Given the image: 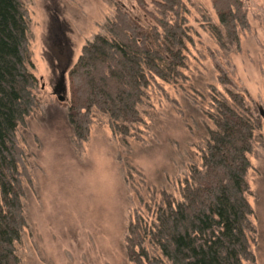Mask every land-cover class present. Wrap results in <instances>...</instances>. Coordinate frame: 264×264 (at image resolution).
Returning a JSON list of instances; mask_svg holds the SVG:
<instances>
[{
    "label": "rangeland",
    "instance_id": "374dc122",
    "mask_svg": "<svg viewBox=\"0 0 264 264\" xmlns=\"http://www.w3.org/2000/svg\"><path fill=\"white\" fill-rule=\"evenodd\" d=\"M143 1L151 10V0ZM182 1L191 37L184 78L176 84L151 79L140 108L142 123L128 136L114 134L107 117L93 110L87 139L80 141L66 118L68 74L76 55L104 33L116 5L139 20L143 11L134 0H22L37 79L33 94L39 103L16 130L26 167L25 227L16 245L20 264H145L135 254L139 250L134 252L137 225L132 227V214L138 213L142 226L150 229L162 196L180 200L190 169L201 167L207 131L213 129L211 89L222 95L225 90L240 93L255 114H264V0H233V13L239 11L240 17L232 25L220 20L214 0ZM52 19L66 42L63 57L70 52L63 101L53 93ZM263 142L247 155L248 170L242 160L237 164L242 209L251 213L245 220L253 259L245 264H264ZM214 236L208 239L212 243L218 241ZM148 241L143 247L149 264L192 259L179 254L185 247L169 241L160 244L167 260L153 261ZM226 250L223 245L221 256Z\"/></svg>",
    "mask_w": 264,
    "mask_h": 264
},
{
    "label": "trees",
    "instance_id": "16d2710c",
    "mask_svg": "<svg viewBox=\"0 0 264 264\" xmlns=\"http://www.w3.org/2000/svg\"><path fill=\"white\" fill-rule=\"evenodd\" d=\"M134 1L143 11L142 19L116 5L104 33L80 47L69 71L66 118L77 140L87 139L93 110L107 117L114 134L128 136L134 125L142 123L140 108L151 79L176 84L184 78L191 37L183 1L151 0V10L143 0ZM233 3L214 0L213 5L229 25L240 14L233 13ZM27 21L22 0H0V264H20L16 245L25 227V165L16 130L39 103L33 94L37 79L28 50ZM219 85L225 86L221 81ZM211 91L213 129L207 131L201 167L190 169L180 200L162 196L150 229L142 226L138 213L132 214V227L137 225L134 252L139 250L135 254L145 264H149L143 247L147 238L154 250L152 260L161 263L166 257L160 244L169 241L185 247L179 254L192 257L186 264L252 262L246 232L251 213L242 209L237 164L242 160L248 170L247 155L254 144L264 141V114H255L240 93ZM214 235L218 241L212 243L208 239ZM223 245L229 249L224 257Z\"/></svg>",
    "mask_w": 264,
    "mask_h": 264
},
{
    "label": "flooded vegetation",
    "instance_id": "af4514ba",
    "mask_svg": "<svg viewBox=\"0 0 264 264\" xmlns=\"http://www.w3.org/2000/svg\"><path fill=\"white\" fill-rule=\"evenodd\" d=\"M52 24L50 27V37L49 40L51 42V62L55 59V63H51L54 66L50 64V67L52 68V74H53V92L58 93L59 97L65 98V93H63V87L64 85V74L67 70V63L70 61V52H67V57H63V44L65 45V40L63 38L61 39L60 35L61 28L57 23L55 19H52ZM69 59V60H68ZM72 60V59H71ZM56 70L58 71V74H56ZM66 99V98H65Z\"/></svg>",
    "mask_w": 264,
    "mask_h": 264
},
{
    "label": "water",
    "instance_id": "95a60500",
    "mask_svg": "<svg viewBox=\"0 0 264 264\" xmlns=\"http://www.w3.org/2000/svg\"><path fill=\"white\" fill-rule=\"evenodd\" d=\"M65 91H66V88H65V86L63 87V93H65ZM54 93V92H53ZM54 95L56 96V98L59 100V101H63L64 100V98L63 97H59V94L58 93H54Z\"/></svg>",
    "mask_w": 264,
    "mask_h": 264
}]
</instances>
